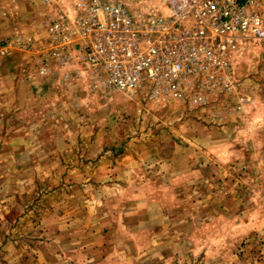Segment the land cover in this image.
<instances>
[{
	"label": "rangeland",
	"instance_id": "374dc122",
	"mask_svg": "<svg viewBox=\"0 0 264 264\" xmlns=\"http://www.w3.org/2000/svg\"><path fill=\"white\" fill-rule=\"evenodd\" d=\"M119 1L135 13L156 0ZM63 2L17 0L51 13ZM49 12L19 34L41 35ZM234 71L235 96L203 107L100 86L58 93L45 130L65 149L56 170L0 155V264H264V44L236 56ZM127 158L130 181L113 186Z\"/></svg>",
	"mask_w": 264,
	"mask_h": 264
},
{
	"label": "built area",
	"instance_id": "2783aa9c",
	"mask_svg": "<svg viewBox=\"0 0 264 264\" xmlns=\"http://www.w3.org/2000/svg\"><path fill=\"white\" fill-rule=\"evenodd\" d=\"M68 8L46 17L41 40L22 33L0 43V59L20 51L40 78L77 66L96 87L203 107L235 96V57L264 44V0H156L135 13L119 0H72Z\"/></svg>",
	"mask_w": 264,
	"mask_h": 264
},
{
	"label": "crops",
	"instance_id": "0c3cea01",
	"mask_svg": "<svg viewBox=\"0 0 264 264\" xmlns=\"http://www.w3.org/2000/svg\"><path fill=\"white\" fill-rule=\"evenodd\" d=\"M63 1L67 9H69L68 7L71 5L72 0ZM48 12L49 9L47 8L34 11L33 8L19 5L17 0H6V3L0 0V36H2L4 27L11 29V37L18 35L23 29L21 25L28 19L33 20V23L37 27V22H42V19H45V15ZM49 13L51 14V11ZM34 15L36 16L34 17ZM37 33H41V35L39 34L35 37L37 39L39 38L38 40L42 39L45 35V28L43 27L42 31ZM0 42H3V40ZM7 59L0 62V142L1 140L4 141L1 142V145L4 144L2 148L4 151L9 152L3 151L0 152V155L10 154L11 157H15L18 163H14L12 166H16V169H25L27 172H35V170H38L42 173L55 171L58 165H56V162L52 163V158L60 157L65 149H62L60 146L57 147L56 142L60 143V134H46L45 130L50 127L52 122L54 124V121H50L48 117L52 112L50 109L57 108L59 104V101H55L56 97L59 96L57 94H61L62 92L67 95H73L76 91H82V89L95 92L89 88L97 90L98 87L91 80L85 68L76 66L70 70H62L54 66L52 72L47 77L40 78L33 69L31 58L28 55L14 53L9 57V60ZM259 105L260 103L258 102L253 105L258 111H256L257 113L255 111L253 112L254 115L256 113L255 118L249 123L252 128H258L259 124H262L259 122H263L262 118L260 119L258 117L260 115ZM261 112L264 111L262 110ZM253 125L256 126L254 127ZM253 134H258V130L255 129ZM250 136L253 138L252 133ZM237 138L241 143L240 146L242 145V147H239L241 151L243 149V133L237 136ZM7 141H9V144H7ZM80 151L82 152L81 156L87 153L85 149ZM240 151H235V153L237 155L242 154ZM93 153L96 154L95 156H98L97 154L99 152L97 153V150H95ZM21 158L25 160L21 161L22 166L19 165ZM129 161L130 159L127 158L118 164L127 167L124 170L121 169V172H124V176L115 179L113 186H125L121 185L117 180L123 182L130 181V177H128L130 174L126 173V170H129L130 167V164H128L130 163ZM120 168L119 166L111 167L114 172ZM26 182H30L29 176H27ZM67 228L64 225L58 227L60 236L68 230ZM45 256L46 253L44 250Z\"/></svg>",
	"mask_w": 264,
	"mask_h": 264
}]
</instances>
